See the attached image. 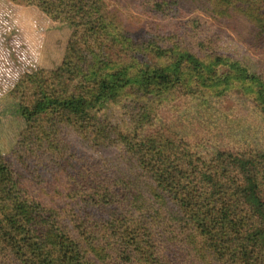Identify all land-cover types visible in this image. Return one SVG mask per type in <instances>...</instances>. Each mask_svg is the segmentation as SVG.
Wrapping results in <instances>:
<instances>
[{
    "label": "trees",
    "instance_id": "16d2710c",
    "mask_svg": "<svg viewBox=\"0 0 264 264\" xmlns=\"http://www.w3.org/2000/svg\"><path fill=\"white\" fill-rule=\"evenodd\" d=\"M214 1L230 5L214 11L221 20L229 8L264 32V9L249 7L259 0ZM4 2L71 35L56 70L21 74L8 92L24 127L0 148V264H264V148L214 150L157 125L158 109L232 92L264 118V80L226 57L203 61L178 37L167 50L130 37L105 0ZM47 168L60 205L26 187Z\"/></svg>",
    "mask_w": 264,
    "mask_h": 264
},
{
    "label": "rangeland",
    "instance_id": "374dc122",
    "mask_svg": "<svg viewBox=\"0 0 264 264\" xmlns=\"http://www.w3.org/2000/svg\"><path fill=\"white\" fill-rule=\"evenodd\" d=\"M157 1L105 0V4L115 25L130 37L162 38L165 50L172 43L176 45L178 37L203 61L209 54L226 57L233 65L237 63L236 66L241 65L264 80V32L229 8V13L232 12L229 18L221 20L214 14L218 9L224 11L229 4L195 0L178 6L171 0L166 6L168 10L158 14L151 11ZM253 5L249 7L259 12L264 9V0ZM70 35L71 28L67 24L53 22L35 8H21L0 0V111H4V116L0 112V148L5 154L24 127L5 105L11 100L8 92L21 74L37 69L56 70L63 60ZM149 64L154 65L155 61L151 59ZM183 103L186 104L183 107L176 104V108L173 105L158 109L157 125L169 126L188 140H201L214 150H231L244 141L264 148V118L250 100L237 92L209 102L211 105L201 99L192 105L184 98ZM50 169H38V187L33 184L26 187L37 200L60 205L63 200L59 192L52 189L51 179L45 177V173L53 177Z\"/></svg>",
    "mask_w": 264,
    "mask_h": 264
}]
</instances>
